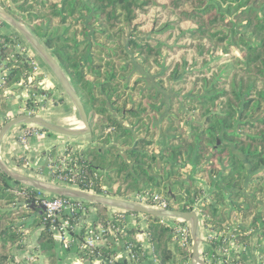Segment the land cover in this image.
Listing matches in <instances>:
<instances>
[{
    "label": "trees",
    "instance_id": "trees-1",
    "mask_svg": "<svg viewBox=\"0 0 264 264\" xmlns=\"http://www.w3.org/2000/svg\"><path fill=\"white\" fill-rule=\"evenodd\" d=\"M0 5L52 52L84 104L93 144L86 150L68 147L65 171L75 174L81 190L99 193L107 186L117 197L160 194L171 210L190 211L197 204L206 224L225 235L213 238L205 255L225 249L227 237L247 246L257 232L258 264H264V0H1ZM58 26H65L61 34L54 30ZM16 38L0 34L5 61L0 129L9 120V91L27 88L25 105L33 115L40 103L35 62L16 50ZM47 157L60 166L56 149ZM13 159L18 172L61 185L48 172L30 168L28 174L24 157ZM203 182L213 187L209 200ZM178 190L186 195L174 197ZM35 200L34 188L0 168V264H15V249L36 226L42 227L43 260L29 264H58L56 223L44 220ZM90 204L96 212L91 222L103 224L109 207ZM87 215L71 221L78 226L79 244L91 223ZM161 220L146 215V239L157 263H189L192 239L180 242L175 228ZM142 232L134 226L119 233L139 256ZM99 253L108 256L111 250L83 248L81 260L93 264Z\"/></svg>",
    "mask_w": 264,
    "mask_h": 264
},
{
    "label": "crops",
    "instance_id": "crops-1",
    "mask_svg": "<svg viewBox=\"0 0 264 264\" xmlns=\"http://www.w3.org/2000/svg\"><path fill=\"white\" fill-rule=\"evenodd\" d=\"M1 21L5 22V25L0 27V34H6L10 36L15 34L19 35L16 29L12 27L9 23H7L6 21L0 18V22ZM16 39H17V43H21L22 46L26 48V51L22 52L24 56L32 58L34 62L38 65V71H37L39 78L38 84L40 85L39 88L41 89V94L38 97L40 103L36 110V114L42 116L48 121L54 122L56 124L65 127H71V128L78 127L80 124L78 112L74 104L66 96L62 87L59 85V81L54 75V73L51 71V69L48 67L45 61L30 48V46L27 44L25 40H20L19 36ZM3 62L4 59L0 56V79H2V75H3V69H2ZM47 92H51L52 95L51 98H46ZM8 94H9V98H8L9 108L5 116L11 119L12 117H15L17 114L23 112L21 110L23 109V106L26 103L25 100L28 97V89L24 88L19 91H9ZM55 99H57L58 102H55L54 101ZM24 129L25 128L23 125L14 127L4 137L1 143V147H0L1 156L4 162L6 163V165L13 170L20 169V167L17 166L13 158L24 157V159L28 161L27 163L32 169L38 168L39 171L49 173V170L47 169V165H46L48 160L47 155L52 149H56L58 152L68 147H71L73 150H86L88 147H90L93 144V139L90 138L91 136L89 135L83 137L65 136L48 131H42L39 134H34L27 139L26 143H22L20 141V136L22 135ZM33 171L35 170L33 169ZM199 182L200 181L198 180V183ZM204 189L206 190L205 196L208 197V195H210L212 191V187L206 184L204 185ZM209 199L210 198L208 197V200ZM95 215H96L95 211L89 212V215H87L86 220L90 216L91 219L89 220V222L92 221ZM141 218L142 217L140 216L139 213L132 215L127 212L126 215V219L130 227L136 226L135 224ZM199 221H200V228L205 230V231L203 230L200 231L199 228L200 235L202 237V242L200 244L199 251L202 258L206 262L211 264L212 262L216 261L215 264H223L222 259H224L225 256H229L231 257L230 260L231 264H233L235 260H241L246 264L259 263L260 245L258 244L259 241H258L257 232H255L251 236L250 243L247 246L238 245L235 239H232L231 237H227L226 240L227 246L225 249H223L221 246L215 248L213 247L214 249L210 253L211 256L205 255L204 253L205 250L212 247L211 242L213 238L217 237L218 240H221L225 238V235L220 236L219 234H215L209 240H205L204 236L207 235L208 231H220V230L211 229L209 225L206 224L204 216L199 217ZM171 224L175 225L177 223L176 221L173 220L171 221ZM41 229H42L41 226L33 227L26 235L23 241V246L15 249L14 251V254L16 256L15 264H27L26 262L27 256L36 252L39 253L37 256H34V258H37L38 262L42 263L43 255H41V250L39 249V245H38V237L41 232ZM76 231L77 232L79 231V229L77 230V227H76ZM77 232H73L74 242H72L68 248L62 247L61 244L57 246L59 249L58 264H88L87 262H83L81 260L80 247H79L80 244L78 242V239L75 238V233ZM231 239L234 240L236 244L235 246L232 245ZM146 246H147V242H146ZM149 246L150 245H148L146 248L143 247L144 251L142 254H140V256L137 253L138 254L137 259L135 261L131 258L129 252H127L123 248H120L119 249L120 261L118 263L119 264H158L157 261H155L153 258L154 257L153 248ZM189 261H191V259H189Z\"/></svg>",
    "mask_w": 264,
    "mask_h": 264
},
{
    "label": "built area",
    "instance_id": "built-area-1",
    "mask_svg": "<svg viewBox=\"0 0 264 264\" xmlns=\"http://www.w3.org/2000/svg\"><path fill=\"white\" fill-rule=\"evenodd\" d=\"M16 49L20 53L26 51V48L22 46L21 43H17ZM4 63L5 61L3 62V64ZM35 65H36L35 75H38L37 74L38 65L36 63ZM22 110H23V112H21L22 114L25 113L27 115H33L32 110L30 108H27L26 105L23 106ZM27 126L30 128H25L22 135L20 136V141L22 143H26L27 139L32 135L39 134L40 132H42V130H40L38 126H34V125H27ZM66 150L67 148L63 149L62 151H59L61 155L60 166L51 163L52 161L49 160L47 164V169L49 170V173L52 175L53 181L59 182L62 186L80 189L76 184L75 174H72L71 170H69L70 172H65L67 171L66 164L69 158V155L66 154ZM27 166H29L28 163ZM35 190H36L35 203L44 207V211H45L44 220H51L53 221V223H56L55 225H53L52 231L56 235L59 244H61V246L64 248H68L70 244L74 242L73 232H77L76 227L78 230V226L72 224L71 222L72 219L75 218L76 220V217L79 216V219H81L82 221L86 214L94 210L93 207L91 206L90 202H87L85 200L61 197L40 191L38 189ZM91 193L94 192L91 191ZM94 194L108 198L123 199L132 203L146 206L148 208L169 209L168 207L169 202L167 198L160 194H151L149 192H141V193L131 192L127 194L125 197H117L114 196L113 190L107 186L101 187L100 192ZM108 207L109 209L107 214V220L103 224L90 221L91 223L87 224L84 227L85 230L83 232V237H82L83 241L79 245L80 250H82L83 248L94 249L98 246H104V245H107L110 248L111 253L108 256L103 255L102 253L97 254L93 264H117L120 261V257H119L120 248H123L124 250L129 252L131 258L135 261L138 255L137 252L134 250L133 245L127 242L123 238V236L120 235L119 233L122 228L130 227L126 219L127 212L132 215H135L136 213L129 212L117 207H111V206ZM190 211H196L199 217H203L201 208L197 204L194 205ZM139 214L142 218L135 225L140 230L143 231L141 234V238L144 241L143 247L146 248L148 245H150L153 248L151 243H149L146 239V233H145L147 227L146 214L143 213H139ZM161 219H162L161 220L162 223L166 225H170L171 227L175 228V231L178 234L180 242L188 243L189 240L192 239V235H191L192 226L190 222L184 221L183 219L178 217H161ZM122 220L124 221L123 223ZM173 220L176 221L177 224L172 225L171 221ZM215 234H219L220 236L224 235L222 231H208L207 235L204 236V238L205 240H209ZM146 242H147V246H146ZM232 245L234 246L236 245L234 240H232ZM38 253L39 252L28 255L26 258L27 264L31 259L34 258V256H37ZM153 258L156 261L155 257ZM230 260L231 257L225 256L224 259H222V263L231 264ZM186 264H192V262L189 261V263Z\"/></svg>",
    "mask_w": 264,
    "mask_h": 264
},
{
    "label": "water",
    "instance_id": "water-1",
    "mask_svg": "<svg viewBox=\"0 0 264 264\" xmlns=\"http://www.w3.org/2000/svg\"><path fill=\"white\" fill-rule=\"evenodd\" d=\"M0 18L9 23L16 31L24 38L27 44L32 48L38 56H40L51 71L54 73L58 79L64 93L68 96L71 102L74 104L80 124L78 127H65L54 122L48 121L40 115H27L21 113L9 119L2 128L0 129V147L4 137L16 126L20 125H34L41 127L49 132L65 135V136H85L91 135L92 129L89 123V119L82 103L81 98L76 92L74 86L72 85L70 79L68 78L65 71L62 69L58 61L53 56L52 52L49 51L45 45L36 37V35L28 28L26 25L15 18L11 13H9L3 6L0 5ZM1 150V149H0ZM0 168L4 171L13 181L22 183L24 185L30 186L34 189L40 191L57 195L67 198H75L85 200L93 204H103L106 206L117 207L124 209L129 212L143 213L146 215H153L157 217H178L184 221H188L192 226V264H209L206 262L199 251L200 244L202 242V237L200 235V221L199 216L196 211H182V210H171V209H155L148 208L146 206L132 203L119 198H108L100 196L85 190L62 186L58 184L48 183L38 178L20 173L16 170L11 169L4 162L1 151H0ZM182 194L186 195L184 190H178L173 193V196ZM35 203V201H33ZM36 210L43 208L41 205H36Z\"/></svg>",
    "mask_w": 264,
    "mask_h": 264
},
{
    "label": "rangeland",
    "instance_id": "rangeland-1",
    "mask_svg": "<svg viewBox=\"0 0 264 264\" xmlns=\"http://www.w3.org/2000/svg\"><path fill=\"white\" fill-rule=\"evenodd\" d=\"M1 1V0H0ZM166 18V17H165ZM24 23V22H23ZM25 25H26V27H28L29 28V26L26 24V23H24ZM64 28H65V26H58V27H55L54 28V30L57 32V33H59V34H61L62 32H63V30H64ZM30 29V28H29ZM31 30V29H30ZM19 36V39L20 40H24V38L22 37V36H20V34L18 35ZM173 39H171V41H172ZM32 49V48H31ZM36 53V52H35ZM227 62V61H226ZM226 62H224V64H223V66L225 65V63ZM229 64H231L230 62H228ZM227 66V65H226ZM59 85H60V83H59ZM61 86V85H60ZM67 96V95H66ZM68 97V96H67ZM23 111V110H22ZM21 114V113H20ZM18 115V114H17ZM86 136V135H85ZM79 137H83V136H79ZM90 138H92V137H90ZM91 140V139H90ZM41 162V161H40ZM47 164H48V160H47ZM46 164V165H47ZM23 169H26V172H28V174L30 173L29 172V168H31L30 166H25V167H22ZM35 171H37L38 170V168H33ZM189 169V168H188ZM28 170V171H27ZM39 171V170H38ZM188 170H186V172H187ZM188 173V172H187ZM203 184L204 185H206V183L205 182H203ZM212 187V186H211ZM213 188V187H212ZM201 230H203L202 228H200V231ZM203 231H205V230H203ZM202 231V232H203ZM204 233H206V232H204Z\"/></svg>",
    "mask_w": 264,
    "mask_h": 264
}]
</instances>
